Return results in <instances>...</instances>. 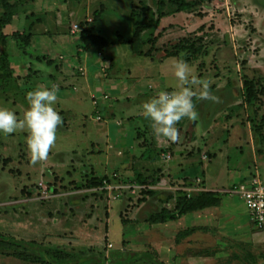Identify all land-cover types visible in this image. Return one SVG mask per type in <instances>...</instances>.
I'll return each instance as SVG.
<instances>
[{"label": "rangeland", "instance_id": "obj_1", "mask_svg": "<svg viewBox=\"0 0 264 264\" xmlns=\"http://www.w3.org/2000/svg\"><path fill=\"white\" fill-rule=\"evenodd\" d=\"M4 1L8 7L0 8V37L5 38L0 60L5 54L7 68L0 70V106L22 118L28 107L26 93L37 86H54L55 109L63 123L47 158L36 162L27 148L26 131L0 134V234L99 264H151L147 257L132 261L131 256L148 253L161 261L159 252L167 243L158 225L163 210L180 200H194L207 187L244 208L226 192L246 177L256 175L264 182V0H203L193 11L181 13L167 0ZM158 2L166 16L150 29ZM136 27L147 28L140 39L153 31L154 45L133 39L132 46L78 51L81 34L110 38L118 32L130 37ZM26 36L28 44L18 40ZM179 45L184 49L168 58L166 54ZM181 58L198 78L209 82V92L218 102L201 99L197 87V119L177 123V140L159 138L170 142V148L159 150L158 142L142 129L131 137L127 133L126 142L123 135L107 142L110 138L101 129L110 119L96 105L113 103L112 84L126 83V92L116 97L132 102V108L122 110L134 117L160 90L178 88L173 63ZM87 79L91 87L99 81L102 90L86 96L82 85ZM246 81L253 88L251 102L246 99ZM121 117L116 123L122 132L133 118ZM152 145L158 150L148 149ZM93 151L100 153L96 160ZM169 166V176L161 175ZM169 199L171 207L166 208L163 204ZM151 206L157 213H146ZM145 220L154 227L148 230ZM218 231H200L192 245L188 242L194 250L186 251L194 260L183 255V244L169 240L173 263L264 264V241L256 243L250 232L233 239ZM0 264L30 263L0 255Z\"/></svg>", "mask_w": 264, "mask_h": 264}, {"label": "clouds", "instance_id": "obj_2", "mask_svg": "<svg viewBox=\"0 0 264 264\" xmlns=\"http://www.w3.org/2000/svg\"><path fill=\"white\" fill-rule=\"evenodd\" d=\"M173 67L178 88L174 91L160 90L142 105L143 115L151 121L153 133L171 141L178 139L176 124L179 121L183 118L197 119L193 102L197 87L200 88L201 99L218 102V97L209 92V82L198 78L185 60H175ZM25 100L28 107L22 118L12 109L0 106V134L26 131L27 148L33 162H36L47 158L55 145L57 128L62 125L63 119L55 109L57 91L54 86H37L26 93Z\"/></svg>", "mask_w": 264, "mask_h": 264}, {"label": "crops", "instance_id": "obj_3", "mask_svg": "<svg viewBox=\"0 0 264 264\" xmlns=\"http://www.w3.org/2000/svg\"><path fill=\"white\" fill-rule=\"evenodd\" d=\"M93 68H95L94 66H92ZM90 81L91 80H85L82 86H86L84 87L83 93H86V96L89 95H96L101 89L100 87V83L99 81H96L93 87H91L90 85ZM124 83V87L117 86V85H113L111 86V91L113 92V96L114 99L112 100V104L111 105H102L101 108H99L100 106H98V104L96 105L98 108V111L100 112L101 110H104L103 112L105 113V115H107V117L110 119L107 123H105V125L103 126V128L101 129V132H104L106 134L107 138V142L109 141H116L117 138H120L122 135L124 137V141L126 142L128 136L130 135V137L135 133V131H140L139 129H142V131H148L149 132V136L154 139V141L158 142V144L160 145L159 150L160 149H166V148H170L171 144L170 142L166 141L165 143L160 142L159 138L160 136L155 135L152 131L151 128V121L148 119H145L144 115H143V108L141 107V112L138 113V115L136 114V116H132L134 113H127L125 114L124 111L122 110V108H124V110H129L130 108H132V106H130L125 102H121V100H119V97L122 91L126 92V87H125ZM90 86V87H89ZM139 90V89H138ZM72 91L76 92L77 88L72 87ZM140 92L142 90H139ZM134 92H136V90H134ZM105 93H103L104 95ZM119 96V97H116ZM101 102V100H100ZM125 115L124 119H134V123H132L131 119V124H127V128H129L128 130H126V127L122 130L117 127V123H116V119H120L121 117ZM138 120L141 122H138ZM177 125V124H176ZM141 126V127H140ZM129 134L126 136V134ZM144 133V132H143ZM161 140V139H160ZM163 143V144H162ZM133 148V146H132ZM150 150L155 151L158 150L157 147H152L149 148ZM94 152V151H93ZM99 152L92 154L91 156L93 157L94 160L98 159L99 157ZM105 156V153H104ZM117 156V160H125L124 157L122 156ZM149 160H157L158 157L155 156H149L148 157ZM105 159H107V157H105ZM175 160H178L175 159ZM152 164V163H151ZM169 166L167 169H165L166 172L162 171L161 175L168 177L169 175L167 174L170 170ZM162 168V167H161ZM157 170V168H155ZM161 181H164V179L160 178ZM206 188V187H205ZM170 189V187L168 188ZM204 190V189H202ZM211 192V193H217L218 191L215 192V190H210L208 187L204 190V192ZM202 192V191H201ZM165 195H170V194H165ZM152 199V198H151ZM170 203L171 200L169 199L165 204H163L164 207L166 208H170ZM149 209H147L146 213L147 214H151V213H157L156 207L151 206L148 207ZM176 207H173L171 210L168 209L163 210L162 211V216L161 218H163V221L160 222L158 225L160 227V237L162 239H166L167 243H163V248L161 250V252H159V256L161 259V262L165 263V264H174L173 260L175 255H171V253L169 252H174L169 250L170 248V244H168L169 240H175L176 243L180 242V244H183L186 248L185 251L183 253V255L185 257H190L191 260H194L193 254H190V250L193 249L192 245V239L194 238V236L199 233L200 231L202 232H207L208 234L211 235H215V231L218 229L220 231H218V233L220 235H222L221 233H223V235L227 236V237H231L233 239H243L246 235V233L250 232L249 237H252L255 239V242L258 243L260 241H264V233H258L257 231H255L254 229H252L249 224H247L246 221V217L245 220L243 218L246 215V211L244 208L239 207V205L235 204V202H233L232 200H228L226 198H222L220 203L216 206H211L208 207L206 209L203 210H198V211H193V212H189L186 213L182 216H177V210H175ZM173 211V214H171V212ZM150 212V213H149ZM149 216V215H147ZM146 216V217H147ZM168 216V217H166ZM171 216H174L175 219L170 220L169 218ZM152 217V216H151ZM145 223H147L149 225V229H152L154 227V223L150 224L147 220L144 221ZM147 230V231H148ZM187 230H193L192 233L190 235H188L187 237L181 238L177 241V235L187 231ZM145 231V232H147ZM247 231V232H246ZM188 242H191V245H188ZM164 244L166 246H164ZM179 244V245H180ZM165 248V249H164ZM189 251H186V250ZM169 253V254H168ZM198 253V252H197ZM188 254V255H186ZM195 262L198 263L197 258H195Z\"/></svg>", "mask_w": 264, "mask_h": 264}, {"label": "trees", "instance_id": "obj_4", "mask_svg": "<svg viewBox=\"0 0 264 264\" xmlns=\"http://www.w3.org/2000/svg\"><path fill=\"white\" fill-rule=\"evenodd\" d=\"M203 0H198V2H189L186 0H167V3L173 5L176 8V13L181 12H191L195 9L196 5H201ZM8 7V4L4 0H0V8L5 10ZM163 7L162 2H158V10H157V17L155 20L151 19L150 21L153 23L152 28L157 27L159 25V21L166 16L162 11H160L159 8ZM146 12L149 15H152V12L150 9H146ZM96 17L99 16L98 13H95ZM133 16V14L131 15ZM40 22L37 20V24ZM147 28L143 27H136V30L132 32L131 36L128 37L126 33H118L116 32L114 37L110 38H103V37H97L93 35H86L81 34L79 45H78V51L80 53H89V52H97L101 51L106 47L113 46V45H127L132 46L134 39L135 41H139L142 44H149L154 45L155 39L157 37H153L152 32L150 31L148 35H146L144 38L140 39L139 35L142 31L146 30ZM19 37V35L14 34ZM19 41H22L25 44H28V36L18 39ZM1 44H5V38L0 37ZM175 52H168L166 55L168 58L175 57L179 51H182L184 49V46H176ZM136 51V50H135ZM138 53V52H137ZM192 53H196V50H193ZM79 55V54H78ZM140 56H149L147 53L139 52ZM7 68V58L6 55H3V58L0 60V70H3ZM244 88L246 89L247 94V101L251 102L255 100V97L253 96L251 87V83L244 82ZM249 178V177H246ZM244 178V179H246ZM243 179V180H244ZM140 183H143L141 179H139ZM225 195V194H224ZM223 194L220 193H211V192H199L197 196L194 198V200L186 201L180 200V202L177 203L175 206L177 209V216H182L186 213L203 210L211 206H216L220 203L221 199L224 197ZM147 196H153L152 192H148ZM190 203L185 206V204ZM170 220L175 219L174 216H171L169 218ZM160 222L163 221V218L160 217ZM193 230H187L177 235V241L181 238L187 237L192 233ZM0 255H3L5 257H10L15 260L26 262L30 264H99L100 261H95L91 258H87L82 255H72L68 252H65L63 250L57 249V248H51L49 246H44L41 244H38L34 241H23V240H17L11 236L0 234ZM103 257V256H102ZM132 261L138 260V258L147 257V259L151 262V264H165L161 261H159L155 256H151L148 253H142V254H135L134 256H131Z\"/></svg>", "mask_w": 264, "mask_h": 264}, {"label": "built area", "instance_id": "obj_5", "mask_svg": "<svg viewBox=\"0 0 264 264\" xmlns=\"http://www.w3.org/2000/svg\"><path fill=\"white\" fill-rule=\"evenodd\" d=\"M226 195L242 203L255 231L264 230V182L258 176H250L231 186Z\"/></svg>", "mask_w": 264, "mask_h": 264}]
</instances>
